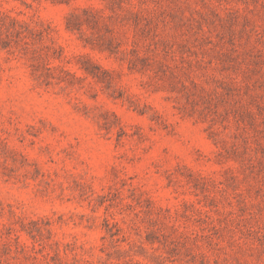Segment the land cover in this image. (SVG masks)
Instances as JSON below:
<instances>
[{"label": "rangeland", "instance_id": "374dc122", "mask_svg": "<svg viewBox=\"0 0 264 264\" xmlns=\"http://www.w3.org/2000/svg\"><path fill=\"white\" fill-rule=\"evenodd\" d=\"M0 264H264V0H0Z\"/></svg>", "mask_w": 264, "mask_h": 264}]
</instances>
